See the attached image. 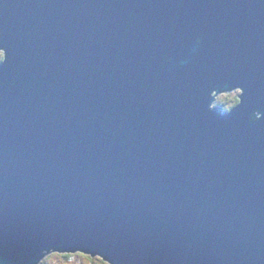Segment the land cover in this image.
Segmentation results:
<instances>
[{
	"label": "water",
	"instance_id": "obj_1",
	"mask_svg": "<svg viewBox=\"0 0 264 264\" xmlns=\"http://www.w3.org/2000/svg\"><path fill=\"white\" fill-rule=\"evenodd\" d=\"M0 50V264H264V0H0Z\"/></svg>",
	"mask_w": 264,
	"mask_h": 264
},
{
	"label": "rangeland",
	"instance_id": "obj_2",
	"mask_svg": "<svg viewBox=\"0 0 264 264\" xmlns=\"http://www.w3.org/2000/svg\"><path fill=\"white\" fill-rule=\"evenodd\" d=\"M0 55H2L1 50H0ZM239 93H240L239 89H236L228 93H221L217 97H215L211 106L213 107L215 105H219L221 107V110L224 112L230 106L234 105V102L237 99V95ZM41 263L42 264H108L106 261L102 260L98 256L91 257L81 252H75L69 254L52 252L48 254L41 261Z\"/></svg>",
	"mask_w": 264,
	"mask_h": 264
},
{
	"label": "clouds",
	"instance_id": "obj_3",
	"mask_svg": "<svg viewBox=\"0 0 264 264\" xmlns=\"http://www.w3.org/2000/svg\"><path fill=\"white\" fill-rule=\"evenodd\" d=\"M235 90H236V89H235ZM233 91H234V90H233ZM230 92H231V91H230ZM238 101H239V100L236 99L235 102H234V105H233V106H230L227 110H230L232 107L236 106L237 103H238ZM227 110H226V111H227Z\"/></svg>",
	"mask_w": 264,
	"mask_h": 264
},
{
	"label": "bare ground",
	"instance_id": "obj_4",
	"mask_svg": "<svg viewBox=\"0 0 264 264\" xmlns=\"http://www.w3.org/2000/svg\"><path fill=\"white\" fill-rule=\"evenodd\" d=\"M2 55H3V54H2ZM223 93H228V92H223ZM218 95H219V94H218ZM218 95H217V96H218ZM217 96H216V97H217ZM237 100H238V95H237ZM215 106L220 107L219 105H215ZM220 108H221V107H220Z\"/></svg>",
	"mask_w": 264,
	"mask_h": 264
},
{
	"label": "trees",
	"instance_id": "obj_5",
	"mask_svg": "<svg viewBox=\"0 0 264 264\" xmlns=\"http://www.w3.org/2000/svg\"><path fill=\"white\" fill-rule=\"evenodd\" d=\"M0 60H2V55H0ZM42 264V263H41Z\"/></svg>",
	"mask_w": 264,
	"mask_h": 264
}]
</instances>
